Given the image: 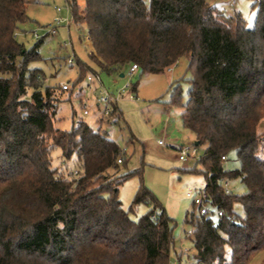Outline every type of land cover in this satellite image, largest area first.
Instances as JSON below:
<instances>
[{
  "label": "trees",
  "instance_id": "16d2710c",
  "mask_svg": "<svg viewBox=\"0 0 264 264\" xmlns=\"http://www.w3.org/2000/svg\"><path fill=\"white\" fill-rule=\"evenodd\" d=\"M32 2L0 0V264H171L174 252L182 264L175 220L145 185L142 168L119 174L125 163L120 144L81 119L70 129L55 126L59 104L73 95L77 80L69 90L43 86L42 70L30 67L42 59L44 36L26 48L17 31ZM252 7L256 19L249 29L240 12L227 15L209 0L70 1L74 23L90 35L89 58L101 71L121 73L136 63L142 71L164 73L188 58L187 101L178 85L171 102L183 107L184 127L205 145L199 159L205 170H188L204 173L207 199L224 212L218 218L187 214L196 264H249L264 250V130L258 129L264 119V0ZM77 64L79 76L94 70ZM116 104L108 116L119 123ZM54 148L75 160L77 176L73 170L56 177ZM232 151L239 167L227 170L222 156ZM137 175L141 184L127 211L119 188ZM224 178H239L246 190L225 193ZM142 202L152 207L135 220L131 212ZM238 203L244 215L236 212Z\"/></svg>",
  "mask_w": 264,
  "mask_h": 264
},
{
  "label": "rangeland",
  "instance_id": "374dc122",
  "mask_svg": "<svg viewBox=\"0 0 264 264\" xmlns=\"http://www.w3.org/2000/svg\"><path fill=\"white\" fill-rule=\"evenodd\" d=\"M70 1L34 0L27 8L29 19L20 24L17 31V39L24 43L26 48L32 47L39 39L34 36L35 31L44 35V41L39 48L42 59L30 64L32 68L42 70L43 86L50 84L58 88L63 82L73 84L77 80L73 95L59 104L55 126L70 129L73 120L81 119L95 130H107L109 137L116 140L122 148H126L125 163L120 165L119 174L142 168L145 185L175 220L173 235L182 264H196L194 259L196 250L191 239L192 227L186 222V218L188 213L197 212L193 198L198 195L199 188L206 185V179L204 173L190 172L188 169L197 167L205 170L204 165L199 163L200 157L205 152V145L197 146L196 157L180 159V147L195 144L196 136L183 125V107L171 102L173 90L178 85H180L182 103L187 101L190 88L188 78L191 76L188 70V58L181 57L178 62L167 67L164 73H149L139 69L131 74L130 66L121 73L101 71L89 58L92 41H87L85 37L83 40V36L81 37L88 33L87 29L82 31L73 23L70 28L61 26L57 33H48L47 24L53 22L57 15L71 19ZM77 1L80 6H84L85 0ZM209 1L227 15L240 12L247 28L254 27L256 19V9L252 7L254 0ZM58 6L63 8L61 13L57 12ZM69 58H74V62H69ZM78 59L89 64L99 73L101 79L99 84L87 80V75L94 70L79 76ZM135 84L137 91L132 89ZM104 90L115 96L119 94V100L116 102L122 113L119 123H114L113 119L104 112L105 105H97V97ZM68 94L65 92V96ZM85 103L89 105V114L83 113ZM258 129L264 130V119ZM160 140L163 143H160ZM52 159L53 166L57 168L56 177L60 176V172L66 175L78 169L75 160L65 159L59 148L53 149ZM224 165L227 170L239 167L235 151L227 155ZM229 180L234 194L244 193L246 189L239 178ZM140 184L141 177L137 175L120 185L119 197L125 210H129ZM151 207L150 203H139L131 212V217L135 220L139 219ZM235 210L238 214L244 215L240 203L235 205ZM212 215L218 218L215 213ZM177 259L174 252L171 264H176ZM249 264H264V250L258 252Z\"/></svg>",
  "mask_w": 264,
  "mask_h": 264
},
{
  "label": "built area",
  "instance_id": "2783aa9c",
  "mask_svg": "<svg viewBox=\"0 0 264 264\" xmlns=\"http://www.w3.org/2000/svg\"><path fill=\"white\" fill-rule=\"evenodd\" d=\"M57 12L61 13L63 11V8L58 6L57 8ZM74 23L73 17L71 16V19L69 18H65L61 15H57L53 22L47 24V29H48V33L50 34H55L58 32V28H60L61 26H67L68 28H70L71 24ZM66 24V25H65ZM34 36L36 38H40L44 35L39 34L38 32H34ZM85 39L87 41H91L90 35L89 33H87L86 35H84ZM72 43V42H71ZM65 44H67L65 42ZM69 62H74V58H69L68 59ZM172 68H169V70H171ZM139 70V66L136 63L131 64L130 66V73L134 74ZM87 80L91 83H100L101 79H100V75L97 72H92L89 73L87 75ZM72 83L70 82H63L61 84V87L65 90H69L72 87ZM127 87V86H126ZM125 88H123L124 91ZM133 97V95H132ZM119 100V94L118 96H115L113 94H110L109 92H107V90H104L101 95H99L97 97V105L103 104L105 105V113L109 114L112 110V105L114 103H116ZM89 105L87 103H85L83 105V113L84 114H89ZM160 143H163L162 140H160ZM198 144H192V145H186V146H181L179 149V157L181 160H186L188 157H196L198 155ZM123 152H126V148H122ZM123 157L121 156L120 158H118V162L122 163ZM222 160L226 161L227 160V156H222ZM78 169L74 170L72 172L73 175H78ZM67 175V174H66ZM230 180L228 178H224L220 181L225 193L229 194L232 192V189L230 188ZM208 198V193L206 191V185L203 187L199 188V193L197 196H195L193 198V202L194 205L197 208V213L202 215V214H216L218 217L222 216L224 214L223 210L213 206L210 201L207 199ZM214 209V210H213ZM153 218L156 219V215H153Z\"/></svg>",
  "mask_w": 264,
  "mask_h": 264
},
{
  "label": "water",
  "instance_id": "95a60500",
  "mask_svg": "<svg viewBox=\"0 0 264 264\" xmlns=\"http://www.w3.org/2000/svg\"><path fill=\"white\" fill-rule=\"evenodd\" d=\"M123 75V74H122ZM195 144H198V141H196V143Z\"/></svg>",
  "mask_w": 264,
  "mask_h": 264
}]
</instances>
